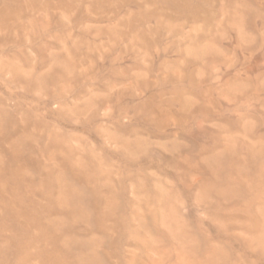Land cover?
Returning a JSON list of instances; mask_svg holds the SVG:
<instances>
[{
  "label": "rangeland",
  "instance_id": "rangeland-1",
  "mask_svg": "<svg viewBox=\"0 0 264 264\" xmlns=\"http://www.w3.org/2000/svg\"><path fill=\"white\" fill-rule=\"evenodd\" d=\"M0 264H264V0H0Z\"/></svg>",
  "mask_w": 264,
  "mask_h": 264
}]
</instances>
